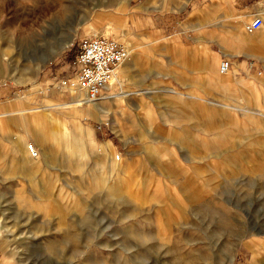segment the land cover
Returning <instances> with one entry per match:
<instances>
[{"label": "rangeland", "instance_id": "rangeland-1", "mask_svg": "<svg viewBox=\"0 0 264 264\" xmlns=\"http://www.w3.org/2000/svg\"><path fill=\"white\" fill-rule=\"evenodd\" d=\"M263 1L0 0V264H264V52L231 18ZM106 33L130 48L129 33L142 60L100 122L58 81ZM201 44L218 72L231 62L227 81Z\"/></svg>", "mask_w": 264, "mask_h": 264}, {"label": "built area", "instance_id": "built-area-1", "mask_svg": "<svg viewBox=\"0 0 264 264\" xmlns=\"http://www.w3.org/2000/svg\"><path fill=\"white\" fill-rule=\"evenodd\" d=\"M245 18V15H241ZM263 19L254 16L246 21V31L253 33L263 26ZM130 50L122 42L101 35L86 37L78 44L75 58L76 76L63 78L58 86L69 91L84 92L88 101L101 99L103 91L111 82L118 67L129 58ZM231 69V62L223 59L219 66L221 75H227ZM32 155L36 156V149L30 145Z\"/></svg>", "mask_w": 264, "mask_h": 264}, {"label": "crops", "instance_id": "crops-1", "mask_svg": "<svg viewBox=\"0 0 264 264\" xmlns=\"http://www.w3.org/2000/svg\"><path fill=\"white\" fill-rule=\"evenodd\" d=\"M225 1L229 5V8H230L232 5V0H225ZM259 8L261 9V13H262V15L260 17H262L263 22H264V1L259 3ZM237 17H238L237 15H233L231 17V18H233L234 23L236 24L235 27L237 30V41L239 42V44H243V46H242L243 50L246 51L247 53H250L251 56L261 57L262 53L264 52V23H263V26L260 30L255 31L253 33H249V32H246L244 29L247 18H244L240 15L238 18ZM125 40L130 45V48H129L130 58L128 60H126L120 66L121 69H120V67L118 68V69H120V73H119V76L117 79L121 80L120 81L121 85H116V83H113L112 85H110L109 88H106L104 90L105 94L113 92V94L115 95V98L114 97L111 98L110 96H104L105 95L104 94L103 97L99 101H97L96 103H91V102L86 101V98H85V95L83 92H81L82 96L79 94V92H77V94L74 97L75 100L73 103L75 105L79 106L80 108L84 107V105H87V108L85 109V111L90 112L91 118L96 119L100 122L104 121L103 118L100 117V112L102 111V108L104 107V105H106L107 103H109L111 101H117L118 102L120 100V95H122V94H121V91L119 90V88L121 89V87L124 85L126 74L129 73L132 69L136 68L142 60V55L140 54V52H138V48L136 47V44L131 40L129 33L125 34ZM248 42H252L254 44V46H250V44ZM218 43H219L220 47L222 48V50H224V52H225L224 54H226V56H229L230 59L235 58L239 55L238 52L233 54L234 52L228 51V49L224 46V43H221V42H218ZM201 47H202L201 50L207 56H209V57L211 56L210 62L207 66V70L212 75L211 81L214 83H217V84H221V82L227 81L228 77L231 76V69H230L229 73L227 74V76L226 75H225V77L220 76V73L218 72L219 56L214 55L210 51V48L206 46V44H201ZM244 65H246V64L244 63L243 66ZM262 80H264V78H262ZM130 94L131 93H129V92L124 93V97H127ZM20 101L21 100H19V99L16 101L13 100L12 101V107L14 105L18 104ZM78 111L82 112L83 110L79 109ZM23 138H25L26 141L28 140V137H23ZM36 142H38V140ZM13 147H14L13 150L15 152V156H19V155L23 156L24 151L22 150V147L19 146V144L17 143V139H16V142L13 144ZM17 149H19L18 150L19 152L17 151ZM28 156L30 159L33 158L29 152H28Z\"/></svg>", "mask_w": 264, "mask_h": 264}, {"label": "bare ground", "instance_id": "bare-ground-1", "mask_svg": "<svg viewBox=\"0 0 264 264\" xmlns=\"http://www.w3.org/2000/svg\"><path fill=\"white\" fill-rule=\"evenodd\" d=\"M104 36H106V37H112L110 34H104ZM115 39V38H114ZM117 40V39H116ZM129 58H130V55H129ZM128 58V59H129ZM127 59V60H128ZM125 62V61H124ZM123 62V63H124ZM122 63V64H123ZM121 64V65H122ZM120 65V66H121ZM119 66V67H120ZM118 67V68H119ZM120 69H121V67H120ZM120 69H118V70H116V72H115V74H114V77H113V79L111 80V82L107 85L108 87L107 88H109L110 87V85H112L113 83H115V81H117L118 79V76H119V73H120ZM229 73V72H228ZM222 76H225V75H222ZM120 80V79H119ZM121 81V80H120ZM119 81V82H120ZM106 89V88H105ZM104 89V90H105ZM75 92V91H74ZM77 92H79V94L82 96V93L80 92V91H77ZM84 93V92H83ZM103 93H104V91H103ZM84 95H85V98H86V101L87 102H90V101H88V99H87V96H86V94L84 93ZM102 95H104V94H102ZM123 95V94H122ZM103 97V96H102ZM101 97V98H102ZM111 98L112 97H114L115 98V95L114 94H112L111 96H110ZM105 99V98H104ZM108 99V98H107ZM99 101V100H98ZM97 101H95V102H91V103H96ZM49 114L51 115V113L49 112ZM50 120H52V119H50ZM55 121V119L52 121V122H54ZM35 127H36V130H37V139H38V142H39V144H40V146L42 147V148H46L48 151H50L49 149H52V145H51V142H50V140H48V138H46V133H45V130H46V128H45V126H43L42 125V123H41V120L38 118V120H36V125H35ZM83 131V130H82ZM63 132V139H66V140H69L70 139V137H71V134H70V131H69V129H67V127H65L64 128V130L62 131ZM84 133H85V131H83ZM52 141L53 142H55L53 139H52ZM17 143L19 144V146H21L22 147V150L24 151L23 152V156H21V160H20V162L21 163H23L24 165H26V168L27 169H29V170H36V169H39V167H40V157H38L39 156V152H38V150H36L37 151V155L36 156H34V155H32V153H31V151H30V144L28 145L27 144V142H26V139L25 138H23V137H18L17 138ZM16 146V145H15ZM68 147L70 148V147H72V145L70 144H68ZM32 148L33 149H35L34 148V146L32 145ZM28 152L30 153V155L33 157L32 159H30L29 158V156H28ZM83 154V153H82ZM19 159V158H18Z\"/></svg>", "mask_w": 264, "mask_h": 264}]
</instances>
